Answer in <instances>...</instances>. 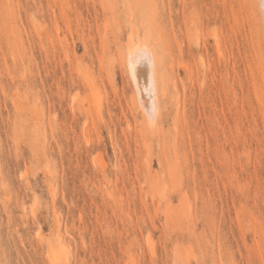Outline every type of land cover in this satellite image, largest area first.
<instances>
[{
	"label": "rangeland",
	"instance_id": "obj_1",
	"mask_svg": "<svg viewBox=\"0 0 264 264\" xmlns=\"http://www.w3.org/2000/svg\"><path fill=\"white\" fill-rule=\"evenodd\" d=\"M135 1L0 0V264H264V8Z\"/></svg>",
	"mask_w": 264,
	"mask_h": 264
},
{
	"label": "bare ground",
	"instance_id": "obj_2",
	"mask_svg": "<svg viewBox=\"0 0 264 264\" xmlns=\"http://www.w3.org/2000/svg\"><path fill=\"white\" fill-rule=\"evenodd\" d=\"M136 1H139V0H136ZM252 2L257 3V0H252ZM259 2L260 3H257L256 5L258 6L260 4L262 6V3H264V0H260ZM137 3H139V2H137ZM261 6H260L259 10H261V8H262ZM260 15H261V19H262V17H263L262 11H261ZM144 34H145V32H144ZM146 35L148 37L150 35L149 32ZM151 35L148 37L149 39H150ZM145 37H144V39H145ZM217 40H219V39H217ZM137 42H136V44H137ZM140 42L141 41H139V46L138 45L136 46L134 43L132 44V45L136 46L134 48H137V49L133 50L131 56L129 55L130 57L128 58V61H129L130 72H128V73H130V75H131L130 78H132L131 81H133V83H134V87H135L134 90L136 91L135 99H137V103L139 104L138 107L141 109L142 114L147 119V121L148 120L151 121L153 115H152V109L149 107L148 97L153 96V94L155 95V93H157V86L159 85L157 82V72H158L157 71V57H156V53L154 52L155 50L152 51L149 48L150 46L146 45L143 42H141V43ZM202 62H204V61H202ZM125 63H127V62H125ZM176 90L178 91V89H176ZM159 98H160V96H159ZM158 101H159V99H158ZM158 101L156 102L157 105L155 104L156 106H158V103H159ZM151 102H152V100H151ZM137 103L135 102V104H137ZM160 104H161V101H160ZM156 109H157V107H156ZM157 111H159V110L157 109L156 112ZM158 114H156V115H158ZM157 117L158 116H156V118ZM155 124H156V122H155ZM61 242L63 243L64 241L61 239ZM52 262H53V264H60V257L58 255H54L52 257Z\"/></svg>",
	"mask_w": 264,
	"mask_h": 264
},
{
	"label": "snow or ice",
	"instance_id": "obj_3",
	"mask_svg": "<svg viewBox=\"0 0 264 264\" xmlns=\"http://www.w3.org/2000/svg\"><path fill=\"white\" fill-rule=\"evenodd\" d=\"M262 8H264V3H262Z\"/></svg>",
	"mask_w": 264,
	"mask_h": 264
}]
</instances>
